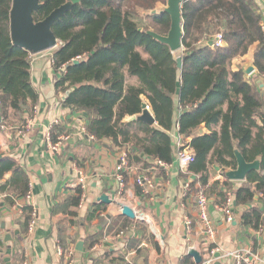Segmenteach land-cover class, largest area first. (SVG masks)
Here are the masks:
<instances>
[{
	"label": "trees",
	"instance_id": "trees-1",
	"mask_svg": "<svg viewBox=\"0 0 264 264\" xmlns=\"http://www.w3.org/2000/svg\"><path fill=\"white\" fill-rule=\"evenodd\" d=\"M72 1L40 0L34 21L45 20ZM12 5L13 0H0V116L9 126L10 112L21 118L26 115L21 127L34 116L40 93L32 83L31 54L17 48L11 38ZM166 7L167 0H81L74 4L52 28L59 41L52 59L60 72L56 94L69 93L63 106L88 113L86 132L99 142L109 141L119 153L127 152L130 169L148 172L153 165L167 179L158 163L175 162L177 145L172 132L176 130L184 140L193 139L190 146L196 158L188 171L199 179L191 182L192 189L198 191L199 183L208 199L221 208L233 196L235 208H244L242 227L260 232L264 229V92L258 81H264V17L254 0H185L180 70L170 48L147 34H168L171 18L161 13ZM145 15L150 23L145 22ZM219 34L224 46H210ZM248 62L256 68L252 76L244 71ZM132 78L137 84L130 83ZM144 99L156 126L127 120L142 114ZM203 127L207 134L202 133ZM63 135L60 125L52 131L54 142ZM236 150L246 162L261 163L260 170L249 173L239 187L226 178L238 166ZM128 171L123 174L122 195L131 187ZM214 173L223 179L213 181ZM187 177L179 171L181 181ZM0 183V192L8 195L6 202L12 206L30 192L28 175L10 158L0 160ZM133 187L142 200L146 198L136 183ZM81 199V188L76 186L64 205L71 227L80 224ZM104 206H92L88 222L100 219ZM21 212V231L27 234L35 210L26 204ZM124 221V228H131L133 222ZM100 241L94 238L91 247ZM58 247L66 257L71 246L60 236ZM10 259L11 264H19L23 257L11 253ZM180 264L194 263L185 256Z\"/></svg>",
	"mask_w": 264,
	"mask_h": 264
},
{
	"label": "crops",
	"instance_id": "crops-1",
	"mask_svg": "<svg viewBox=\"0 0 264 264\" xmlns=\"http://www.w3.org/2000/svg\"><path fill=\"white\" fill-rule=\"evenodd\" d=\"M254 1L264 17V0ZM53 55L54 50L30 55L32 83L40 93L39 105L31 118L34 129L25 137H20L16 131L22 124L21 119L27 116L21 118L10 112L8 118L12 135L8 137L0 133V160H14L28 175L31 190V198L19 197L16 206L7 203L8 195L0 192V264H5L4 260L10 258L11 253L23 257L19 264H67V256L57 253L60 236L75 249L71 264H110L114 260H117L116 264H123L118 261L120 259L130 264H180L190 248L203 255V264H238L237 254H250L256 264H264V229L256 232L242 227L244 208L234 209L235 220L229 224L217 204L210 203L209 215L215 225L216 242L207 239L203 226L197 220L194 204L182 196V181L176 164L167 170L163 168L167 179L159 176L158 168L153 165L148 172L140 168L129 169L131 187L122 195L117 182L119 152L112 148L109 141L99 142L86 132V123L90 118L88 113L63 106L64 95H57L55 89L60 72L53 67ZM130 83L137 84V79H130ZM144 103L148 104V101L144 99ZM56 120L64 128L62 137L66 139L58 153L50 151L46 145L48 129ZM202 133H208L205 127ZM178 135L176 130L171 134L174 140ZM4 148L7 153L3 152ZM77 169L87 174L90 188L79 210L80 224L71 227L64 205L76 187ZM146 173L156 180V190L146 194L142 200L133 191V185L136 176ZM221 177L219 173H214L212 180H222ZM235 183L238 187L241 184ZM104 193L111 199L130 205L136 212H143L147 226L136 228L138 221H132L131 228H124L125 217L117 204L104 206L105 212L100 219L88 222L92 206L101 204L97 200ZM11 197L16 198L15 195ZM26 204L33 206L37 224L32 232L28 230L24 234L20 225L21 208ZM249 207L246 206V209ZM186 218L194 220L191 235L187 234L184 225ZM8 235L11 240L6 242ZM94 238L101 241L91 247ZM81 242L82 251L77 250Z\"/></svg>",
	"mask_w": 264,
	"mask_h": 264
},
{
	"label": "water",
	"instance_id": "water-1",
	"mask_svg": "<svg viewBox=\"0 0 264 264\" xmlns=\"http://www.w3.org/2000/svg\"><path fill=\"white\" fill-rule=\"evenodd\" d=\"M81 0H73L68 2L60 8L52 12L45 20L41 22H35L33 14L41 8L40 0H13L12 10L10 14V31L13 44L20 49H25L31 55L41 52L55 50L59 46V41L56 38L52 28L56 21H58L67 11H69L74 4L79 3ZM185 0H167V7L161 12L166 13L171 18V27L166 36L159 35L153 31H148L147 34L159 42L167 45L173 54L181 52L183 50V16H182V4ZM157 11H153L156 14ZM215 40L209 43L213 46ZM74 64H78L77 61ZM177 66L181 70L183 67V59L177 58ZM244 71L247 76H252L256 72V68L252 64L244 66ZM260 83V81L258 82ZM69 93L64 95V100L67 99ZM143 112L140 116H133L128 121H140L150 126L157 125L154 114L146 110V104L142 106ZM4 153L8 150L3 149ZM235 156L237 158V168L230 170L226 173V178L233 182H244L249 173L260 170V161L257 160L253 163H248L242 156V154L236 150ZM217 171H220L217 168ZM98 203L111 205L117 204L121 210V215L131 221L145 220V214L143 212L137 213L132 207L124 204L116 199L104 193L98 200ZM215 200H211V203ZM5 226H2L4 228ZM15 234H18L16 232ZM163 238V236H162ZM11 240V236L6 237V242ZM83 242L79 243L77 250L82 251ZM188 257L192 258L195 264H203V255L195 248L188 250ZM5 264H11V259L6 258Z\"/></svg>",
	"mask_w": 264,
	"mask_h": 264
},
{
	"label": "built area",
	"instance_id": "built-area-1",
	"mask_svg": "<svg viewBox=\"0 0 264 264\" xmlns=\"http://www.w3.org/2000/svg\"><path fill=\"white\" fill-rule=\"evenodd\" d=\"M263 29H264V22H263ZM214 40H215V43L213 46L218 47V48L224 46V40L221 34L217 35L214 38ZM146 110L150 111L153 114L149 104H146ZM59 124H60V121L56 120L52 124V126H50V128L48 129V133L46 135V145L50 151L55 152V153H58L61 150L64 142H66L65 137H60L58 142L53 141L52 131ZM34 126H35L34 121L31 118H29L21 127L17 129L16 133L20 137H25L28 133H30L34 129ZM0 133L6 134V136L8 137L12 135V132L9 126H7L4 123L3 118L1 116H0ZM90 137L94 139V137L92 136ZM175 141L177 145V154L175 157V162L173 164L177 165L178 170L181 173L189 176L187 177V179L183 180L181 183L182 196L183 198H185L188 201H191L194 204L195 210L197 212V215H196L197 220L203 226L207 239L210 242L215 243L216 242L215 225L209 215V206H210L211 201L208 199L207 195L204 192V189L200 186L199 183H198V186H199L198 191H194L191 186L192 181L199 179L198 176L193 175L189 173L188 171L189 166L195 161V158H196V154L190 146L191 141L188 139L184 140L179 135L175 139ZM158 166L167 170L171 165L165 164L163 162H159ZM129 169H130V166H129L128 153L127 152L119 153V165L117 168V174H118L117 182H118L119 190H121V188H124L123 174ZM76 172H77L76 186L80 187L82 191V199H81V204H80V208H81V206L83 205L86 199L89 188H90V179L83 170L77 169ZM221 179H223V177H221ZM135 183L142 189V192L144 195L149 194L153 192L154 190H156V180L154 179V177H151L150 175L142 174V175L136 176ZM30 198H31V190L26 196V199H30ZM217 208H219L221 211L224 212V214L226 215V220L229 224L234 222L235 206H234L233 196H230V198L228 199L226 207L221 208L217 205ZM137 213H140V212H137ZM35 214L36 213L34 212L33 220L29 225V232H32L37 224ZM145 219H146V216H145ZM147 221L150 225H152L151 221H149L148 219ZM184 225H185L187 234L191 235L194 232V220L192 218H186L184 221ZM57 253L59 256H63L65 251L61 247H58ZM66 253H67V258L69 260V264H71L74 253H75L74 247H69ZM214 253L215 251L212 250V254ZM236 258L238 260V264H256V260L250 254L248 256L237 254Z\"/></svg>",
	"mask_w": 264,
	"mask_h": 264
},
{
	"label": "rangeland",
	"instance_id": "rangeland-1",
	"mask_svg": "<svg viewBox=\"0 0 264 264\" xmlns=\"http://www.w3.org/2000/svg\"><path fill=\"white\" fill-rule=\"evenodd\" d=\"M161 10V9H160ZM145 19V22H148V23H150V21H149V19L146 17V15L145 16H143ZM140 19H142V17H140ZM139 24L140 25H142V26H145V24H144V21H142V20H140L139 21ZM166 36V35H165ZM55 51V50H54ZM182 54V52H177L176 54H175V56L177 57V58H179L180 57V55ZM260 81V80H259ZM258 81V82H259ZM259 84V89L261 90V91H263L264 92V81H260V83H258ZM123 198V197H122ZM139 223H140V225L141 226H147V224H145L146 222H144V221H142V220H139L138 221ZM138 223V224H139ZM155 227V226H154ZM156 228V227H155ZM157 229V228H156ZM159 237V236H158ZM159 239H160V237H159Z\"/></svg>",
	"mask_w": 264,
	"mask_h": 264
}]
</instances>
